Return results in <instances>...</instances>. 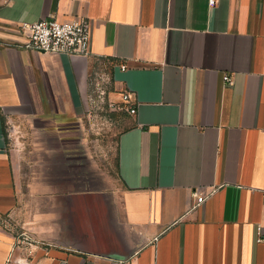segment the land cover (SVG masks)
Instances as JSON below:
<instances>
[{
  "label": "crops",
  "instance_id": "obj_1",
  "mask_svg": "<svg viewBox=\"0 0 264 264\" xmlns=\"http://www.w3.org/2000/svg\"><path fill=\"white\" fill-rule=\"evenodd\" d=\"M49 18L88 20L92 53L17 46ZM104 61L136 110L116 180L30 172L10 142L76 121ZM260 230L264 0H0V264H263Z\"/></svg>",
  "mask_w": 264,
  "mask_h": 264
},
{
  "label": "rangeland",
  "instance_id": "obj_2",
  "mask_svg": "<svg viewBox=\"0 0 264 264\" xmlns=\"http://www.w3.org/2000/svg\"><path fill=\"white\" fill-rule=\"evenodd\" d=\"M109 67L108 61L98 62L88 79L83 113L76 121L52 126L47 133L33 135L28 141L10 142L19 152L30 153V172L40 170L42 162L66 159L68 170L71 165L78 167L84 175L99 179L96 185L116 180L118 139L131 124L129 108L133 104L129 93L112 85ZM59 130L66 133L60 140L55 137ZM22 160L25 165L26 157Z\"/></svg>",
  "mask_w": 264,
  "mask_h": 264
},
{
  "label": "built area",
  "instance_id": "obj_3",
  "mask_svg": "<svg viewBox=\"0 0 264 264\" xmlns=\"http://www.w3.org/2000/svg\"><path fill=\"white\" fill-rule=\"evenodd\" d=\"M221 0H208L209 6L217 5ZM23 41L17 46L28 50L49 54H66L69 56H87L92 53V30L88 20L77 18L71 21H61L56 18L41 19L36 22H23L20 24ZM125 68V67H123ZM225 82L232 83V77L223 76ZM135 114L134 107L129 108ZM196 206L202 204L208 197L205 193L195 191ZM20 243L32 244L33 239L22 234ZM258 241L264 242V235L259 231ZM264 264V263H263Z\"/></svg>",
  "mask_w": 264,
  "mask_h": 264
}]
</instances>
